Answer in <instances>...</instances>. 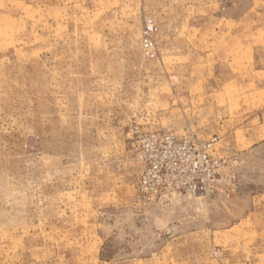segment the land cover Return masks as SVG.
<instances>
[{"label":"rangeland","instance_id":"1","mask_svg":"<svg viewBox=\"0 0 264 264\" xmlns=\"http://www.w3.org/2000/svg\"><path fill=\"white\" fill-rule=\"evenodd\" d=\"M152 131L218 189L142 191ZM0 264H264V0H0Z\"/></svg>","mask_w":264,"mask_h":264},{"label":"built area","instance_id":"2","mask_svg":"<svg viewBox=\"0 0 264 264\" xmlns=\"http://www.w3.org/2000/svg\"><path fill=\"white\" fill-rule=\"evenodd\" d=\"M141 159L145 168L142 191H215L217 173L222 166L212 150L217 137L208 141L189 134L179 136L171 131H152L140 135Z\"/></svg>","mask_w":264,"mask_h":264}]
</instances>
